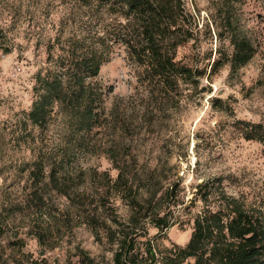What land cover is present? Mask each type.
Returning a JSON list of instances; mask_svg holds the SVG:
<instances>
[{
    "label": "rangeland",
    "instance_id": "rangeland-1",
    "mask_svg": "<svg viewBox=\"0 0 264 264\" xmlns=\"http://www.w3.org/2000/svg\"><path fill=\"white\" fill-rule=\"evenodd\" d=\"M61 1L0 0V43L11 50H0V255L7 264H115L118 245L106 239L100 242L86 224L76 225V216L66 212L65 198L51 194L54 249L40 245L29 234L36 232L40 215L16 207L31 190L22 168L33 158L28 132L34 128L27 116L37 100L36 75L47 60L34 35L47 21L59 19ZM226 1L220 17L217 10L221 0H185L193 17L194 39L179 49V59L194 68H205L224 45L231 51L228 41L219 40L215 22L234 14L257 49L254 59L235 77L226 66L210 80L208 76L202 78L199 85L181 82L161 95L146 86V70L124 49L117 50L102 67L99 82L113 88L106 107L110 112L117 106L115 126L118 122L122 129L100 131L95 138L98 147L87 146V154L76 163L77 168L87 169V203L93 200L90 195L99 178L93 171H110L114 179L118 177L106 150L117 141L125 142L124 154L133 164L141 192L161 196L177 185L176 193L191 205L192 215L204 207L200 200L192 203L195 188L208 180H220L231 195L244 197L249 205L264 197V144L248 140L244 126L264 120V0ZM210 55L213 57L208 60ZM207 71L209 74L211 68ZM215 99L222 101L215 104ZM33 135L40 137L37 128ZM115 206L121 221L128 223L130 209L126 203L117 200ZM182 207L184 227L176 225L156 240L162 252L174 245L185 247L191 240L192 215L182 212ZM111 225V221L104 225L103 232ZM158 233L149 226V236L143 240H153ZM184 264H195V260Z\"/></svg>",
    "mask_w": 264,
    "mask_h": 264
},
{
    "label": "trees",
    "instance_id": "trees-1",
    "mask_svg": "<svg viewBox=\"0 0 264 264\" xmlns=\"http://www.w3.org/2000/svg\"><path fill=\"white\" fill-rule=\"evenodd\" d=\"M227 3L221 0L218 4L220 17ZM58 13V20L47 21L34 35L37 46L45 49L47 60L46 67L36 75L37 100L27 119L39 130L40 137L33 135L34 129L28 132L33 158L22 168L31 190L16 206L40 215L36 232L29 234L40 245L55 248L50 208L53 194L66 199V212L76 216V225L86 224L100 242L106 239L118 245L115 264H184L191 259L195 264H264V197L249 205L244 197L231 195L220 180L204 181L196 186L192 201L200 200L204 207L192 215L191 205L178 197L177 185L161 196L141 192L133 164L124 154L125 142L117 141L106 150L118 177L114 179L110 171H93L99 178L90 195L93 200L87 203V169L76 165L87 154V146L98 147L95 138L100 131L119 128L114 121L117 106L110 112L106 107L113 88L99 82L102 67L117 50L124 49L146 70V86L154 87L161 95L181 82L199 85L202 78L208 76L210 80L226 66L235 77L257 54L236 15L215 22L219 40L228 41L232 50L224 45L213 63L194 68L179 59V49L194 39L193 17L185 0H62ZM2 47L0 43V50ZM221 101L214 100L215 104ZM244 126L248 140L264 144V120ZM117 200L130 209L128 223L118 216ZM180 206H184L182 212L192 215L191 240L185 247L174 245L162 252L156 240L176 225L184 227ZM110 221L112 225L103 232L102 227ZM149 226L159 233L153 240L144 241ZM80 253L86 259L82 250ZM0 264H7L3 255Z\"/></svg>",
    "mask_w": 264,
    "mask_h": 264
},
{
    "label": "water",
    "instance_id": "water-1",
    "mask_svg": "<svg viewBox=\"0 0 264 264\" xmlns=\"http://www.w3.org/2000/svg\"><path fill=\"white\" fill-rule=\"evenodd\" d=\"M218 96H221V94H218Z\"/></svg>",
    "mask_w": 264,
    "mask_h": 264
}]
</instances>
